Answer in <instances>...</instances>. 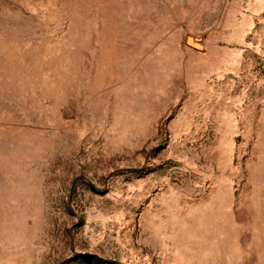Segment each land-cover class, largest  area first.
<instances>
[{"label": "rangeland", "instance_id": "obj_1", "mask_svg": "<svg viewBox=\"0 0 264 264\" xmlns=\"http://www.w3.org/2000/svg\"><path fill=\"white\" fill-rule=\"evenodd\" d=\"M0 264H264V0H0Z\"/></svg>", "mask_w": 264, "mask_h": 264}]
</instances>
